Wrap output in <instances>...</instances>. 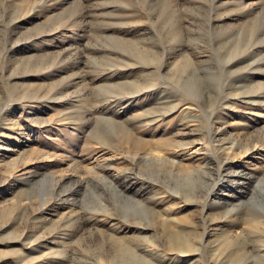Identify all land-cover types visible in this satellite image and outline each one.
I'll return each instance as SVG.
<instances>
[{"label":"rangeland","instance_id":"rangeland-1","mask_svg":"<svg viewBox=\"0 0 264 264\" xmlns=\"http://www.w3.org/2000/svg\"><path fill=\"white\" fill-rule=\"evenodd\" d=\"M0 134V264H264V0H0Z\"/></svg>","mask_w":264,"mask_h":264},{"label":"bare ground","instance_id":"bare-ground-1","mask_svg":"<svg viewBox=\"0 0 264 264\" xmlns=\"http://www.w3.org/2000/svg\"><path fill=\"white\" fill-rule=\"evenodd\" d=\"M105 4H107V3H105ZM31 85V84H30ZM38 86V85H37ZM175 107V106H174ZM193 108H195V107H193L190 103L189 104H184V110L185 111H190V110H192ZM4 125V124H3ZM2 128H5L4 126H2ZM131 135H129L130 136V139L133 141L132 143H135L136 141H143L141 138H139V137H137V136H135V135H133L131 132H129ZM2 134V133H1ZM0 134V135H1ZM136 144V143H135ZM134 144V145H135ZM143 144V143H142ZM137 145V144H136ZM225 146V145H224ZM2 147H4V146H0V149L2 150ZM140 147V146H139ZM5 148V147H4ZM197 150V149H196ZM4 151H6V152H8L9 153V156H11V158H8V159H6L5 158V156H4V154H2L1 155V153H0V158H2V159H4L3 160V162L5 163V168H7V166L10 164H12V163H14V161H15V158H16V156H18V155H15L17 152L15 151V150H13L12 148H9V147H7V149L6 150H4ZM139 151V150H138ZM145 151H147V150H145ZM195 151V150H194ZM193 151V152H194ZM28 152V151H27ZM140 152V151H139ZM148 153H150V155H151V157H147V159L148 158H154V159H163V158H165V159H167L165 156H163V155H161L158 151H156V150H149V151H147ZM196 152V151H195ZM15 153V154H14ZM24 156V155H23ZM146 156V154H144V155H142V157H145ZM134 157V156H133ZM140 158V157H139ZM146 158V157H145ZM137 160V159H136ZM180 160V159H179ZM143 161V160H142ZM151 161V160H150ZM153 161V160H152ZM173 162H175V163H177V164H179V162L178 161H176V160H172ZM181 161V160H180ZM26 162V161H25ZM144 162H145V160H144ZM170 163V162H169ZM2 164V163H1ZM7 165V166H6ZM183 166H185V164L183 165ZM3 166L2 165H0V169L2 168ZM186 167H187V165H186ZM2 170V169H1ZM207 199V198H206ZM1 200H3V199H1ZM206 201H208V200H206ZM15 203V201H12V203ZM26 203V202H25ZM9 205V204H8ZM5 206V203H2L1 202V205H0V208H2V207H4ZM7 207V206H6ZM5 208V207H4ZM3 210V209H2ZM1 211V210H0ZM162 220H166V218L165 219H162ZM118 226V225H117ZM2 230H5V228H3ZM122 246H123V244H121ZM121 246V247H122ZM126 248V247H125ZM127 250H128V248H127ZM129 252H130V249L128 250ZM134 255V254H133ZM142 260V259H141ZM2 262H5L4 261V259H2L1 260Z\"/></svg>","mask_w":264,"mask_h":264}]
</instances>
